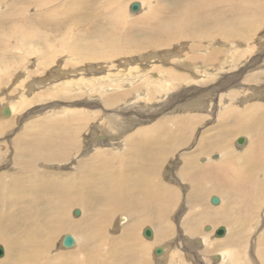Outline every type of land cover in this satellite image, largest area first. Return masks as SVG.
<instances>
[{"label": "rangeland", "instance_id": "1", "mask_svg": "<svg viewBox=\"0 0 264 264\" xmlns=\"http://www.w3.org/2000/svg\"><path fill=\"white\" fill-rule=\"evenodd\" d=\"M86 1L85 3V0L81 2H76L75 0L74 5L71 2L73 6H82L85 3L87 5L86 10H83L82 13H70L68 15L70 19H64L62 18V13L68 9L66 0H0V125H3L0 128V173H11L14 171L12 170V158L14 153L20 149L19 146L14 144V140L20 137L34 139V134H37L39 130L46 132L48 136L55 137V129L60 134L62 132L69 134L73 127H78L79 123H82L80 124V130L76 134L78 144L75 146V150H73L68 158L62 159L59 162H53V164L55 163L54 167L59 171H70L73 170L79 159L83 160L84 157L89 156L97 148L104 150L120 148L123 145L120 144V141L125 135L153 123L161 122L164 119L168 120L176 117V119L184 120V123L174 124L167 122V124L165 123V125H168L166 132L170 134L172 131H178L177 133L182 134H179L175 141H173L175 138H172V151L165 157L159 171L156 174L153 173L159 179L162 177L161 180L166 182L176 192V195L172 196L175 199L171 203L170 209L172 210H169V214L165 218L169 225L168 234L162 239L157 240L159 235L158 227L156 224L151 223H143L136 230L137 238L148 243L147 253L144 254L146 262L148 264H264V166L258 168L257 172L254 173V176L259 179L257 186H246V190L244 189L246 194L250 196L248 202L241 201L243 195L240 196V193H237V198L230 199L236 200L237 205L230 202L227 205L228 198L225 199L226 196L222 197L223 195L218 193H209L211 190L207 193L209 195L206 194L202 197L199 195L198 187L196 188L191 182L183 181L178 176L184 157L189 158L190 154L195 153L201 139L212 137L218 132H223L222 126L217 128L221 122L225 123V127L228 125L232 126L235 121L234 119L227 122L226 119L224 120L227 116L226 114L230 111L233 113L239 111H246V113L256 112L248 130H234L230 134L224 132L225 137L228 139L227 145L233 153L236 152L239 155L241 152L246 153L250 151L249 148L251 146H255L253 140L257 137L254 135L253 130H255V126L261 121L260 118H263L262 115H264V13L246 14L245 19L247 22H250L249 24H253V26L249 25L251 28L247 26L243 30L242 33H247L245 37L236 38V40L231 41L222 40L220 37L208 40V42L202 40L201 48H197V51L190 52L186 48V44L180 45L176 42L173 45L166 46L164 49L159 48L160 50L151 52L145 51L146 46L143 48L145 52L140 55H137L139 50L133 49L134 51L131 52L134 53H130L128 57L126 55L113 54L103 60H89V62L84 61L83 63V61L80 62L74 60L72 57H67L68 53L65 51V54L62 51L65 46L63 44L64 40L58 41L62 33L58 34L53 30L61 28L60 30L64 32V29L70 26L75 31L79 26L83 25L86 29L91 25L88 30L92 27L101 29L103 26L104 30L108 32L110 30L109 24L122 21L107 23L109 20L114 19L112 17L114 11L119 10V16L123 18V22L120 24L122 27L116 29L114 38L112 39L122 38L118 41L115 50V52H119L120 50H126L125 44H120L122 40L126 37L136 36L137 34L135 35L134 31L146 29L148 25L151 26L153 22L159 20L156 16L152 18L140 17L151 6L154 7L156 4H160L167 8L169 12H177L186 5V0H117L116 5H114V0ZM133 4L137 6V9L132 8ZM160 9L163 8L159 7L157 10ZM53 14H56L57 20L61 22L57 23L58 25L53 24L55 23V19L52 20ZM19 16L21 18L24 17L25 21H22ZM49 19L53 22L41 24V22ZM104 19L105 22L103 21ZM69 20L71 22L67 23L66 21ZM160 20L162 21V19ZM24 28L34 31L40 30L44 34L43 39L41 40V37L38 36L33 41L22 38V35L20 36L18 34L19 31L16 29ZM73 31L66 32L65 35L63 34L70 42L71 38L75 36ZM90 33H80L79 36L83 37L87 35L91 39ZM47 38L53 39L46 42ZM112 40L109 37L106 38L107 43ZM102 48L104 46L100 49L102 50ZM217 51L218 56L216 57V61L189 60L190 57L197 53L205 56ZM132 57L135 59L133 60ZM165 69H175L174 71L182 73L181 75H184L187 79L168 89L165 94L161 95V93H157L155 95L157 89L155 90L153 87L160 84L159 88L163 91L162 85L164 87V84L169 82ZM160 74L163 75L161 76ZM95 77H98V79ZM87 78L88 82H90L89 85L87 84ZM156 78L159 80L157 81ZM151 79L155 84L151 82ZM65 80H67V83H64ZM91 82L93 85H90ZM148 88L152 92H147L146 89ZM56 89L58 90L56 91ZM127 89L131 90L127 92ZM120 92H124L123 95ZM227 92L228 94H226ZM103 95L112 99L108 102L110 105L106 103L108 98H105ZM232 95L233 97H231ZM103 97L104 101H102ZM72 109L83 113V116H89L90 119H84L83 121L74 120L71 123L72 128H70L69 121H71L70 118L72 116L70 112ZM110 116L116 117L119 120L121 119L124 122L125 128L117 130L118 128L114 127L115 123L109 126L106 123V117ZM77 119H81V117ZM50 123L54 124V127H51ZM57 123L60 126L59 128H57ZM102 124L106 127H102ZM188 126L190 127L188 128ZM105 129H109L110 131ZM184 137L187 141L183 139ZM212 150L209 152L205 150L206 152L202 153V155L197 156V158L193 156V158L197 162L210 160L212 162V160L214 161L220 155V152L216 148ZM259 153H262V151ZM23 157L24 155L17 158L22 159ZM54 167L48 166V168L52 169ZM34 169L40 171L47 169V167L37 163ZM12 193L17 194L16 191H12ZM12 193L7 198L12 197ZM214 198L217 200L213 201ZM38 205L41 207L42 203ZM72 205L70 204L69 212L73 213L75 209L81 208L82 213V207L78 203ZM223 206H226V208ZM211 207H217V209L221 207L223 211L225 210L224 213L229 218L234 219L237 225L229 226L228 220L226 221L227 223L225 221L216 220L214 222H207V220H204L205 213ZM127 208L133 210L131 206L127 205ZM241 209L243 210L242 212ZM78 211L74 212L80 213ZM189 211H191L190 214ZM201 212L205 213L202 214ZM71 213H69L71 218H77L81 214L72 217L73 214ZM121 216L120 214L111 215L112 219L110 217L106 222L105 229L113 234L119 233L120 228L127 225L129 221L127 219L122 222ZM196 219L200 223L196 234L191 235L185 232L186 228L192 226L193 221ZM6 222L8 221L6 220ZM222 226L226 229V233L224 232L221 236H216L214 229L217 230ZM145 229H150L153 235L149 238L146 237L143 234ZM83 231H79V233L75 231L55 232L53 246L51 247L60 253L70 251L68 248H62L64 236L66 234H74L80 238L79 234H84ZM16 232L21 231L15 225L13 230L8 231V237L14 235ZM233 232L237 233V237H239L235 245H232L237 251H241L239 252L241 253V258L238 261L232 260V262L229 260L230 254H232L229 250L231 252L234 251L231 249V245L224 246L227 244L224 240L226 239L225 237H229ZM24 233L25 231L22 230V234ZM0 246L4 249L0 259L5 254L9 255L11 260H16L19 257V253L16 251L9 250L7 252L6 245L2 242H0ZM159 248L160 253L157 254L155 251ZM51 250L54 251L53 249ZM85 252H81L79 261L85 257ZM177 259L178 261H176ZM6 262L10 263L9 259ZM61 262L65 263L64 261ZM66 264H70V261Z\"/></svg>", "mask_w": 264, "mask_h": 264}, {"label": "bare ground", "instance_id": "2", "mask_svg": "<svg viewBox=\"0 0 264 264\" xmlns=\"http://www.w3.org/2000/svg\"><path fill=\"white\" fill-rule=\"evenodd\" d=\"M74 1L75 0H66L68 9L62 13V18L67 19L69 18L68 15L70 13H82L83 10H86V0L82 6H73ZM81 1L82 0H76V2ZM71 2H73V5H71ZM114 2V5H116L118 1L114 0ZM158 5L164 10H157L159 8ZM158 5L156 4L154 7L151 6L147 12L142 13L140 17L152 18L156 16L159 20L153 22L151 26L148 25V27H146L147 30L143 28L142 30L134 31V34H137L136 36L126 37L122 40L120 44H125L126 50H120L119 52H115V50L118 41L122 38L112 40L116 29H118V27H122L120 24H122L123 18L119 16V10L114 11L112 15L114 19L109 20L107 23L112 21L118 22L119 20L122 21L119 23L109 24L110 30L107 29L108 32L104 30L103 26L101 29H95L92 27L88 30L91 25H89L86 29L83 25L79 26L75 31H73L70 26L65 28L64 32L60 30L61 28L53 31L58 34L62 33L60 34L61 38H59L58 41L64 40L63 44L65 46L64 49L61 50L64 51V53L65 51L68 53L67 57H72L74 60L80 62L83 61L84 63V61L89 62V60H103L113 54H121L128 57L130 53H134L131 52L134 50H139L137 55H140L145 51L151 52L154 50H160L159 48L164 49L166 46L173 45L176 42L180 45L186 44V48L190 52L197 51V48H201L200 45L202 44V40H206L208 42V40L220 37L222 40L231 41L236 40V38L245 37L247 33H242L243 30H245L247 26L249 27V25L253 26V24H249L250 22H247L245 19L247 16L246 14L259 12L264 13V0H186L185 7L180 8L177 12H169V10H167L164 6H161L160 4ZM139 7L141 8V6ZM53 15L54 17L52 20L55 19V23L53 24L58 25L57 23H61L57 20V15ZM19 17L21 18V16ZM23 18L24 17L21 18L22 21H25V18ZM160 19H162V21ZM52 20H45L41 22V24L44 25L46 23H51ZM103 21L105 22V19ZM66 22H71V20ZM16 30L19 31L18 34L20 36L22 35V38L29 41H33L37 36L41 37V40L44 37V34H42L43 32L40 30L34 31L30 29L27 30L26 28ZM84 30L89 33L91 32L89 36L96 39H90L87 35H85L86 37H80V33L86 34ZM69 31H73V34H75V36L71 38V42L63 36V34L65 35L66 32ZM93 32L94 34H92ZM91 35H94L95 37ZM107 37H109L112 41L107 43ZM50 39L53 38H47L46 42ZM101 40L102 42H100ZM102 46H104V48L101 50L100 48ZM82 47L83 49H81ZM145 47L146 50L144 51L143 48ZM217 56L218 51L211 52L205 56L197 53L196 55L190 57L189 60L194 61L200 59L216 61ZM43 58L45 59L44 56ZM134 59L135 58H133V60ZM75 63L78 64L76 61ZM174 70L165 69V73L169 77V82L164 84V87L162 85L164 92L161 88H159L161 86L160 84L159 86H156L157 88L153 87L155 90L157 89V92L155 91V95L157 93H161V95H163L171 87L176 86L184 80L186 81L187 77H184V75H181L182 73ZM95 78L98 79V77ZM66 81L67 80H65L64 83H67ZM74 82L76 83V81ZM78 82L80 83L79 80ZM151 82L153 83L152 79ZM89 83L90 82L87 84L89 85ZM90 85H93L92 82ZM57 90L58 89H56V91ZM130 90L131 89H127V92ZM146 91L152 92L149 88L146 89ZM123 93L124 92L121 94L123 95ZM226 94H228V92ZM103 96L105 97V95ZM104 97L102 98V101L105 100ZM231 97H233V95ZM105 98H108L106 103L110 105L108 102L112 99L110 97ZM210 99L212 98L210 97ZM231 99L233 100V98ZM72 110L70 112L72 116L70 118L71 121H69L70 128H72L71 123H73L74 120L83 121L84 119H90L89 116H83V113L76 111V109L75 111ZM257 111L259 110L257 109ZM255 112L256 111H254V113ZM254 113L253 111L248 113H246V111L234 113L230 111L226 114L227 116L224 120L226 119L227 122L228 120L234 119L235 121L232 126L228 125L225 127V123L221 122L217 128L222 126L224 129L223 132H218L212 137L201 139L195 153L190 154L189 158L184 157L183 163L179 168L178 176H180L183 181L191 182V184L195 185L196 188L198 187L200 196H205L208 191L211 190L209 193H218L223 195L222 197L226 196L225 199L228 198L227 205H229V202L237 205L236 200H230L232 198H237V193H240V196L243 195L244 198L242 197L241 201L248 202L250 200L249 194L247 195L245 191L247 188L246 186H257L259 179L254 176V173L257 172L256 170L258 168H262L264 166V115L260 113L263 118L259 117L261 121L257 123L255 130H253L254 135L257 137L253 140L255 146H251L249 148L250 151H247L246 153L241 152V150L240 155L236 152L233 153L227 145L228 139L225 137L226 135L224 132L230 134V132H234V130H248V127L254 120ZM76 117H81V119H77ZM106 118V123L109 126L115 123L114 127H117V130L125 128L124 122L121 119L119 120L118 118L112 116ZM164 120L148 125L147 127H142L137 131H133L132 133L125 135L120 141V144H123L120 148L114 150L97 148L96 151L91 153L89 156L84 157L83 160L79 159L73 170L70 171H59L56 167H54L55 163L53 164V162H59L62 159L68 158L69 155L72 154L73 150H75V146L78 144V137H76V134L80 130V124L82 123H79L78 127H73L69 134H65L63 132L60 134L58 133V130L55 129L54 132L56 133V136L52 137L50 135L48 136L46 132L39 130L37 134H34V139L25 137L16 138L14 140V144L20 147V151L17 150L18 152H15L12 158V170L14 171L11 173H0V242L6 245L5 247L7 252L9 250L16 251L19 253V257L16 258V260H11L10 256L5 254L4 257L0 259V264H63L61 261H64V264L68 261H70V264H148V262H146V257L144 256L148 250V243H145V241H141L137 238V227L143 223L156 224L159 230L157 240L162 239L169 231V225L165 218L169 214V210H172L170 209L171 203L175 200L172 196L176 195V192L169 185H167L166 182L161 180L162 177L159 179V177H155L153 173L156 174L159 171L165 157L172 151V138H175L173 140L175 141L178 138L177 136L180 134L177 133L178 131H172L170 134H167L166 130L168 129V125H165V123L167 124V122H171L174 124H182L184 123V120L176 119V117ZM103 124H105V122H103ZM103 124L102 127L104 126ZM2 126L3 125H0V128H2ZM52 126L54 127V124H51V127ZM59 127L60 126H58L57 123V128ZM189 127L190 126H188V128ZM105 130L110 131L109 129ZM187 135H189V133H187ZM183 139L185 140V137ZM179 140L181 141L180 138ZM185 141H187V139ZM248 143L246 144L248 145ZM213 148H216L220 152L217 159L215 158L212 162H210L211 160L197 162L195 159L197 156L202 155V153L206 151H213ZM261 151L262 153H259ZM23 155L24 157L22 159L17 158L18 156ZM193 156H195V158H193ZM37 163L47 167V169L40 171L34 169ZM49 165L54 168H48ZM12 191H16L17 194L12 193ZM11 193L12 197L7 198ZM39 203H42L41 207H39ZM76 203L82 207L83 211L81 213V208L75 209L74 211L79 210L78 212L81 214L74 211L73 213L69 212L71 207L70 204L75 205ZM127 205L131 206L133 210L128 209ZM224 208H226V206ZM242 211L243 210L241 209V212ZM224 212L225 210L223 211L221 207L219 209H217V207H211L207 213H201H205L204 220H207V222H214L216 220L226 222L228 220L229 226L237 225L235 224L234 219L229 218ZM69 213L73 214L72 217L77 214L80 215L77 218H71ZM190 213L191 211H189V214ZM117 214L122 215L120 217L122 218V222L127 219L129 221L127 225L123 224L124 226L120 228L119 233L113 234L112 232H109V230L105 229V224L110 219L111 215ZM6 220L8 222H6ZM199 224V220L196 219L193 221L192 226L186 228L185 232L191 235L196 234ZM11 225H13V227H11ZM15 225L18 226V230L21 232H16L14 235L8 237V231L13 230ZM81 228H84L82 229L84 230V234H79L80 238L76 237L74 234H66L63 238L62 248H68L70 251L60 253L56 252L54 248L51 247L53 246L55 232L60 233L64 231H75L79 233V231H82ZM222 228L224 233L226 229L223 226ZM22 230L25 231L24 234H22ZM216 231L217 230L214 229V234ZM238 237L235 232L230 234L229 237H225L226 239L224 242H227V244L224 246L231 245V249L234 251L231 252V250H229V252L232 253L229 258L230 261H238V259L241 258V253H239L241 251H237V249L233 248L234 246L232 245H235ZM78 242L80 243L79 245ZM81 252H85L86 255L79 261ZM2 255L3 253L0 257ZM8 259L10 263H5ZM176 261H178V259Z\"/></svg>", "mask_w": 264, "mask_h": 264}, {"label": "water", "instance_id": "3", "mask_svg": "<svg viewBox=\"0 0 264 264\" xmlns=\"http://www.w3.org/2000/svg\"><path fill=\"white\" fill-rule=\"evenodd\" d=\"M132 8H133V9H136L137 6H136L135 4H133V5H132ZM216 200H217L216 198L213 199V201H216ZM143 234H144L146 237H148V238L152 235L150 229H145L144 232H143ZM222 234H223V228L220 227V228L217 229L215 235H217V236H221ZM155 252H156L157 254L160 253V249H157ZM2 253H3V249H2V247L0 246V255H1Z\"/></svg>", "mask_w": 264, "mask_h": 264}]
</instances>
